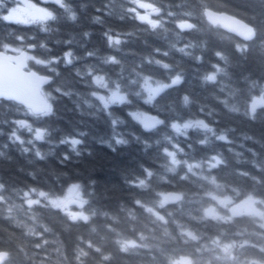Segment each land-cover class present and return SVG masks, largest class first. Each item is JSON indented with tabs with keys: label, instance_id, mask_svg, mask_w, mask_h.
Returning <instances> with one entry per match:
<instances>
[{
	"label": "trees",
	"instance_id": "trees-1",
	"mask_svg": "<svg viewBox=\"0 0 264 264\" xmlns=\"http://www.w3.org/2000/svg\"><path fill=\"white\" fill-rule=\"evenodd\" d=\"M138 1L159 10L149 17L155 28L140 19L135 0H64L67 8L47 0L54 20L0 22V49H27L29 69L51 77L43 89L49 115L0 99L5 264H174L180 256L192 264H264V105L250 107L264 97V0ZM206 8L244 20L254 39L213 25ZM106 34L122 42L109 47ZM100 75L107 87L95 84ZM145 82L161 90L154 95ZM117 87L127 102L101 111L99 94ZM132 112L158 123L146 129ZM112 119L123 121L115 131L127 143H115ZM18 122L44 130L45 140ZM184 122L196 125L173 127ZM64 138L83 142L73 151ZM72 185L86 219L26 201L27 192L58 197ZM168 192L179 199L165 202ZM246 200L258 213H232Z\"/></svg>",
	"mask_w": 264,
	"mask_h": 264
},
{
	"label": "water",
	"instance_id": "water-1",
	"mask_svg": "<svg viewBox=\"0 0 264 264\" xmlns=\"http://www.w3.org/2000/svg\"><path fill=\"white\" fill-rule=\"evenodd\" d=\"M205 17L213 25H219L224 31L235 35L242 41L249 42L255 37L253 26L231 13L206 8ZM249 29L253 30L254 35L251 39H245ZM50 80L49 75L40 74L33 69H29L28 51L26 49L20 52H8L0 49V99L15 101L31 112L32 109L44 104L51 106L50 101L43 92L44 86ZM160 90V87L153 89V94H157ZM262 105H264V97L259 95L252 100L250 107L254 110ZM156 123L157 120L154 115L146 116L143 119V125L146 129L154 127ZM179 197L180 194L177 192H168L164 196V201L167 203L175 202ZM242 208L258 213V209L251 200L232 207L231 211L236 213ZM185 264H188V262H185Z\"/></svg>",
	"mask_w": 264,
	"mask_h": 264
},
{
	"label": "snow or ice",
	"instance_id": "snow-or-ice-1",
	"mask_svg": "<svg viewBox=\"0 0 264 264\" xmlns=\"http://www.w3.org/2000/svg\"><path fill=\"white\" fill-rule=\"evenodd\" d=\"M12 3L15 4V7H11L10 9L6 6V0H0V22H6V23H35L37 21H46V20H54L56 17L54 16V14L51 11H47L43 8H37L35 3L29 2L28 3H21V0H12ZM55 3L60 7V8H67V5L65 4L64 0H55ZM35 10V12H32L31 10ZM154 12H158V9H153ZM23 14L24 17H26L25 19H17V15L18 14ZM71 20L75 21L77 19V16L75 14V12H72V14L69 17ZM94 22H96V18H93ZM140 19L144 22H147L151 25L152 28H155L157 26V24L153 21H151L148 17L145 16H141ZM180 28H185V27H191V25H184L181 24L179 25ZM85 35L87 36L88 34L85 33ZM254 35V32L252 29H249V32L247 35H245V39H251L252 36ZM19 39H23L22 37ZM105 39L108 42L109 47H111L113 44H120L122 41L119 37H116L114 35H109L106 34ZM5 49L7 50V45H5ZM181 51H183V49H180ZM89 56H92L93 53H88ZM218 56H220L219 53H217ZM71 57V52H68L65 54V59L67 60V62L71 63V60L68 59ZM222 58V57H221ZM109 63H114L115 62V57H108L107 61ZM36 63H44L43 61L40 60H36ZM165 68L168 67V65H164ZM89 74H91V71H89ZM209 79H214V76H210ZM178 79L176 81H173V83H178ZM95 84L99 87H107V84L104 83V77L102 75L97 76L95 78ZM145 87H150L147 82H145ZM163 87V86H162ZM98 102L99 104L102 106L101 107V111H107L109 109V107L111 105H115V104H125L127 102V97L122 95L120 93V89L119 87H117L116 91L112 92L111 96L108 98H105V96L101 95L98 97ZM151 102V97H149V101ZM89 106L91 107V104H89ZM31 107V106H30ZM51 113V106L49 104H44L38 108H34L32 109V114L35 116H44V115H49ZM129 115L131 116L132 119L134 120H140L141 116L138 113L132 112L129 113ZM19 123V127L21 128H26L28 130L29 133H34V140L35 141H44L45 137H46V132L42 129H33L30 125L24 123V122H18ZM123 121H120L118 119H112L111 120V124L113 126V138L116 144L120 145V144H125L127 143V141L120 136L118 133H116L115 131V126L117 124H122ZM173 127H176V125H173ZM85 135L84 132H80L79 136L83 137ZM12 140H16L19 141L20 143H24L23 140L20 139L19 136L16 135L15 132L12 133ZM221 139H223V137H221ZM83 141L82 139H78V138H64L60 140V144H70L71 145V149L73 151L76 150V146L81 144ZM29 144H32L33 141L29 140L28 141ZM25 152H28L29 150L27 148L24 149ZM79 154V153H77ZM3 153L0 152V156H2ZM35 155L40 158L43 159V155L41 154L40 151H36ZM65 159H67L68 157L65 156ZM2 187V186H0ZM86 219V217H85ZM8 258V253L5 251H0V264H5V261Z\"/></svg>",
	"mask_w": 264,
	"mask_h": 264
},
{
	"label": "rangeland",
	"instance_id": "rangeland-1",
	"mask_svg": "<svg viewBox=\"0 0 264 264\" xmlns=\"http://www.w3.org/2000/svg\"><path fill=\"white\" fill-rule=\"evenodd\" d=\"M8 1L12 3V0H8ZM45 1H47V0H30V2L36 4L37 8H43L47 11H50L48 8H46L42 4ZM28 2H29V0H21V3H28ZM135 4L137 5V7H139L141 9V11H139L137 9L140 16H145V17L149 18L152 13H157V12L153 11V9H157V8L153 7V5H150V4L138 1V0H135ZM11 7H15V4L12 3L11 6L9 7V9ZM31 11L35 12L34 9ZM25 18L26 17H24L22 13L17 15V19H25ZM9 50H11L13 52H19L20 51L19 49H16V48H9ZM29 57H30V55H29ZM149 88H150V92H152V89L156 88V86L150 85ZM114 91H116V89L107 88L106 91L101 92L99 94V96L103 95V96H105V98H108L111 96L112 92H114ZM148 115H150V114H147V113L140 114L141 119L139 121L142 122L143 119ZM157 123H158V119H157ZM192 125H196V124L192 123V122H184L181 125L177 124L176 127L178 128V127H185V126H192ZM164 195L165 194H163L162 198L164 197ZM43 200L49 202L53 206L61 208L62 210L67 212L68 215L73 219H85V217L87 218V215L80 209V207L84 203V198L82 196L80 188L77 185L70 186L66 190V192L63 196H58V197L50 196L47 193L42 192V191H34L31 193L30 192L26 193V201L29 204L37 203V202H40ZM217 201L225 203L228 201V199L224 200V199L218 198ZM214 212H215L214 207H208V209H207L208 214L211 215ZM246 212H247V210L240 211L241 214L246 213ZM185 262H188V264H192L190 259L188 257H185V256H180V257L174 259V264H185Z\"/></svg>",
	"mask_w": 264,
	"mask_h": 264
}]
</instances>
